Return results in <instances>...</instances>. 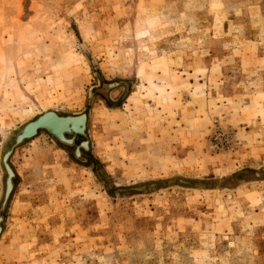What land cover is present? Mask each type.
Wrapping results in <instances>:
<instances>
[{
	"label": "rangeland",
	"instance_id": "1",
	"mask_svg": "<svg viewBox=\"0 0 264 264\" xmlns=\"http://www.w3.org/2000/svg\"><path fill=\"white\" fill-rule=\"evenodd\" d=\"M47 110L88 111L109 187L45 132L16 149L0 264H264V0H0V202Z\"/></svg>",
	"mask_w": 264,
	"mask_h": 264
},
{
	"label": "water",
	"instance_id": "2",
	"mask_svg": "<svg viewBox=\"0 0 264 264\" xmlns=\"http://www.w3.org/2000/svg\"><path fill=\"white\" fill-rule=\"evenodd\" d=\"M109 90L104 93L105 87ZM125 88L124 94L119 101L113 102L110 93L120 87ZM130 83L126 81L105 82L102 81L100 87H96L92 92L93 96H101L111 107H117L130 93ZM89 113L85 111L80 114H61L55 110H47L39 116L24 124L17 130L1 157V166L4 171L3 194L0 202V238L5 231L7 212L18 185V175L12 165L11 159L19 147L35 139L41 132L47 133L59 146L67 149L71 153L72 159L78 164L90 167L95 175L109 187V178L102 165L92 156V142L88 129ZM240 176V175H238ZM178 182L183 186L197 187L200 182L193 180L179 179ZM166 183H151L137 187L118 188L111 191L112 195L125 193H140L148 189H156Z\"/></svg>",
	"mask_w": 264,
	"mask_h": 264
},
{
	"label": "bare ground",
	"instance_id": "3",
	"mask_svg": "<svg viewBox=\"0 0 264 264\" xmlns=\"http://www.w3.org/2000/svg\"><path fill=\"white\" fill-rule=\"evenodd\" d=\"M109 90V88L106 86L105 88H104V90H102L104 93H107V91ZM39 116V115H38Z\"/></svg>",
	"mask_w": 264,
	"mask_h": 264
}]
</instances>
